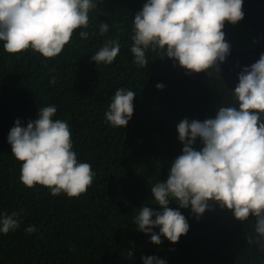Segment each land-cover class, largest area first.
Listing matches in <instances>:
<instances>
[{"label":"trees","instance_id":"1","mask_svg":"<svg viewBox=\"0 0 264 264\" xmlns=\"http://www.w3.org/2000/svg\"><path fill=\"white\" fill-rule=\"evenodd\" d=\"M93 2L97 7L89 12L88 27L77 29L57 57L32 49L11 54L0 41V215L19 214V227L0 233V264H144L147 256L167 264H264L257 218L241 221L215 201L199 217L190 207L170 202L190 226L177 243L161 236L157 245L138 231L134 217L142 206L162 211L151 186L166 181L182 155L178 124L214 119L219 107L238 108V103L216 67L189 72L166 50L151 48L146 67L133 62V22L148 0ZM101 23L109 26L104 35ZM223 31L233 50L254 48L260 35L241 21H226ZM108 40L118 42L120 52L111 64H97L92 56ZM120 88L136 93L134 113L126 127H113L105 112ZM50 105L57 108L53 119L68 123L78 161L94 172L93 183L79 197L53 196L39 184L25 186L22 162L8 142L18 119L26 127L40 107ZM202 147L197 138L194 148ZM30 226L37 230L27 233ZM153 231L160 233L159 227Z\"/></svg>","mask_w":264,"mask_h":264},{"label":"clouds","instance_id":"2","mask_svg":"<svg viewBox=\"0 0 264 264\" xmlns=\"http://www.w3.org/2000/svg\"><path fill=\"white\" fill-rule=\"evenodd\" d=\"M242 6L243 0H148L133 22V62L146 67V50L151 48L166 50L168 58L189 72L218 68L233 50L225 40V22L243 19ZM96 7L93 0H0V41L11 54L32 49L45 58L57 57L77 29L88 27L89 12ZM108 32V24L101 23L100 35ZM79 35L87 39L89 34ZM119 52V43L108 40L92 59L111 64ZM238 79L233 92L238 108L221 106L214 119H184L178 124L182 155L174 160L167 180L151 186L162 211L144 205L134 217L138 231L149 234L152 243L161 244V236L177 243L188 233L186 217L169 206L173 201L180 208L190 207L197 217L209 209V201L232 210L241 221L255 216L256 232L264 236V54ZM135 95L118 89L105 112L106 122L126 127L134 113ZM56 112L52 105L40 107L38 118L26 127L18 119L8 142L22 162L20 180L25 186L39 184L53 196L79 197L93 183L94 172L89 163L78 161L69 125L54 120ZM197 138L203 144L200 150L194 148ZM18 215H0V233L17 229ZM156 227L159 234L153 231ZM36 230L30 226L26 232ZM142 259L144 264H167L155 256Z\"/></svg>","mask_w":264,"mask_h":264},{"label":"water","instance_id":"3","mask_svg":"<svg viewBox=\"0 0 264 264\" xmlns=\"http://www.w3.org/2000/svg\"><path fill=\"white\" fill-rule=\"evenodd\" d=\"M243 19L246 27L259 29L260 35L255 48L250 50H230L223 63L218 62L216 69L229 87L235 90L239 74L245 67H251L264 54V0H243Z\"/></svg>","mask_w":264,"mask_h":264}]
</instances>
